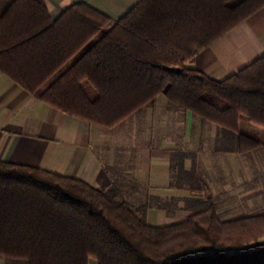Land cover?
Masks as SVG:
<instances>
[{"label": "trees", "instance_id": "obj_1", "mask_svg": "<svg viewBox=\"0 0 264 264\" xmlns=\"http://www.w3.org/2000/svg\"><path fill=\"white\" fill-rule=\"evenodd\" d=\"M264 0H137L115 19L77 0L51 19L41 0L0 8V71L38 99L107 128L155 95L219 125L244 151L264 143V52L215 79L194 54ZM203 196L183 219L151 225L146 203L0 159V258L5 264H264V210L220 217ZM214 261L215 263H213ZM223 262V263H222Z\"/></svg>", "mask_w": 264, "mask_h": 264}, {"label": "crops", "instance_id": "obj_2", "mask_svg": "<svg viewBox=\"0 0 264 264\" xmlns=\"http://www.w3.org/2000/svg\"><path fill=\"white\" fill-rule=\"evenodd\" d=\"M49 17L77 0H41ZM115 19L137 0H82ZM7 0H0V8ZM264 52V4L199 49L191 65L219 79ZM238 125L250 130L244 119ZM255 125V124H253ZM253 133L264 131L257 125ZM0 159L29 163L81 178L116 184L131 204L146 203L145 220L159 225L183 219L205 192L216 209L248 212L264 199V143L233 148L219 125L162 94L104 128L48 104L0 71ZM0 264H5L0 258Z\"/></svg>", "mask_w": 264, "mask_h": 264}, {"label": "rangeland", "instance_id": "obj_3", "mask_svg": "<svg viewBox=\"0 0 264 264\" xmlns=\"http://www.w3.org/2000/svg\"><path fill=\"white\" fill-rule=\"evenodd\" d=\"M248 104H247V106L245 105V106H242L241 107V109L243 108V109H246L247 110V113L249 112V110L250 109H252L253 107H254V105H255V103L254 102H251V101H249V102H247ZM250 124V126H251V129L249 130V131H253V132H255L256 131V126L255 125H253L252 123H249ZM257 200H259L258 202H257V208H248V212H251V211H263L264 210V199H263V196L262 197H260V196H258V198H257ZM238 210V209H237ZM237 210H226V211H224V210H222L221 208H218V213H219V215H220V217H226V216H231V215H235V214H238L236 211ZM213 263H215L214 261H212ZM223 263V262H222ZM89 264H94V262H93V260L92 259H90V261H89ZM209 264V263H208Z\"/></svg>", "mask_w": 264, "mask_h": 264}]
</instances>
